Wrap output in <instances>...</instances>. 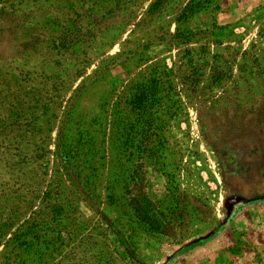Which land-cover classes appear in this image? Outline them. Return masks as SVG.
<instances>
[{
    "label": "rangeland",
    "instance_id": "rangeland-1",
    "mask_svg": "<svg viewBox=\"0 0 264 264\" xmlns=\"http://www.w3.org/2000/svg\"><path fill=\"white\" fill-rule=\"evenodd\" d=\"M0 264H264V0H0Z\"/></svg>",
    "mask_w": 264,
    "mask_h": 264
},
{
    "label": "trees",
    "instance_id": "trees-1",
    "mask_svg": "<svg viewBox=\"0 0 264 264\" xmlns=\"http://www.w3.org/2000/svg\"><path fill=\"white\" fill-rule=\"evenodd\" d=\"M143 216H144V217H147V216H146V212L144 213V215H143Z\"/></svg>",
    "mask_w": 264,
    "mask_h": 264
}]
</instances>
